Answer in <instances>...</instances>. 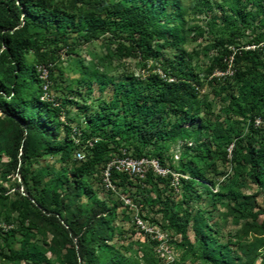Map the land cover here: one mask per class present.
Masks as SVG:
<instances>
[{
  "label": "trees",
  "instance_id": "1",
  "mask_svg": "<svg viewBox=\"0 0 264 264\" xmlns=\"http://www.w3.org/2000/svg\"><path fill=\"white\" fill-rule=\"evenodd\" d=\"M198 40L200 51L187 49ZM95 41L105 51L86 60L82 46ZM126 59L142 72L126 71ZM123 153L169 168L136 181L111 169L110 181L137 216L178 234L186 255L264 264V0H0V210L18 223L0 227V257L154 264L147 233L140 259L113 243L125 232L117 218L134 223V210L102 171ZM44 230L56 260L37 238Z\"/></svg>",
  "mask_w": 264,
  "mask_h": 264
},
{
  "label": "rangeland",
  "instance_id": "2",
  "mask_svg": "<svg viewBox=\"0 0 264 264\" xmlns=\"http://www.w3.org/2000/svg\"><path fill=\"white\" fill-rule=\"evenodd\" d=\"M214 1H218V0H214ZM203 18V17H202ZM199 18V19H202ZM200 21V20H199ZM245 38H243L242 40H244ZM101 42L100 41H95L93 43L90 44H85L82 46V55L86 58V60L89 59V56L87 55L86 51L87 50H92L98 53H103L105 50L103 49V47H101ZM206 43L202 40H198L197 42L193 43L192 45L187 46V49H191L192 47H196L200 49L205 45ZM253 47V46H251ZM65 58V56H63ZM198 61H200V63H204L207 62L206 58L203 56V54H200L198 56ZM66 60V58L64 59ZM196 60V59H195ZM197 61V60H196ZM65 66H68L69 64H67V62H64ZM124 68L126 69V71H131L134 72L135 74H140L142 72V69L140 68V63L137 60L134 59H126L124 62ZM216 74H219L218 72H216ZM209 86L207 84L204 85V89L208 90ZM57 95V93L53 92L51 93V97H55ZM93 97H97L99 95L98 91L95 89V91H93L92 93ZM71 113H74V109L71 110ZM181 143L180 141H177L176 143L173 144V146L170 149V154H172V158L173 164H176L177 162V158L179 156V152L181 150ZM49 164L51 167H57L59 168V163L55 162L54 158H50V157H46L40 160V164ZM40 164H38L39 166H41ZM38 166V167H39ZM228 169H229V165H227ZM14 177H12L11 181H13ZM174 183V184H173ZM6 186L10 185V182H6L4 183ZM171 184L172 186L175 188V190L177 191L176 193H178L179 190V184H178V174L174 173L173 179L171 180ZM118 194H116V196H121V195H126L125 193H122L121 190H117L115 189ZM115 196V195H114ZM128 197V196H127ZM7 203V202H5ZM129 203H131L129 205L130 209L134 210L135 209V205L131 202V199L129 198ZM0 208L1 205H0ZM3 211L2 209L0 210V212ZM3 212L0 213V227L4 230H8V229H12V228H17L18 227V223L17 222H12L9 221L7 222L5 220L4 214H2ZM136 215V211L134 210V213L131 214V218L134 219V223L125 217V215H119V217L116 220V225L117 226H121V228L123 229V231H125L122 235H117L116 238L113 240L114 244H121L123 243V245H125V247L131 245V248L126 250V248H119L122 252H125V255L129 256L130 258H133L135 256H137L139 259L141 258L142 254H143V249L141 247V245H139V242H145L146 241V236L143 237V234L141 231L140 227L136 226V219H135ZM139 217V216H137ZM140 218V217H139ZM143 222V225L145 228L147 229H153L155 231H158L159 235L163 238V245H164V250H161L160 252L157 251V246L156 244H151V251L150 254H152V259L153 262H155L154 264H165L168 263L169 261L173 260L172 264H203L202 262L195 260L194 258L186 255L184 253L183 248L179 247L177 245L178 242H180V236L178 234H173L171 231H165L162 230L158 225H156L155 223L152 224L151 221L149 220H143L142 218H140ZM233 226L231 223H229L228 228L231 229ZM137 230V231H136ZM45 231V230H44ZM132 231H136L135 233H132ZM150 237V240L153 241L155 239L152 238V236H148ZM37 238L40 239V242L42 243V247L45 249H48L47 251V255L48 257H50L51 259L56 260V258H53V254L52 251L50 250V245L49 243L51 242V238L52 236L50 235V233L47 231L44 232V234L38 233L37 234ZM189 238L191 240H193V235L192 232L189 231ZM223 240H225V238H222ZM250 239H252V236L250 237ZM21 246L20 242L16 243V248L18 249ZM235 248V247H234ZM65 253V250L62 249L61 251V255L62 253ZM161 252H163V255H161ZM58 261V260H57ZM243 261V260H242ZM260 259H256V261L253 264H259ZM0 264H8L3 258L0 257ZM240 264H245L244 262H241Z\"/></svg>",
  "mask_w": 264,
  "mask_h": 264
},
{
  "label": "built area",
  "instance_id": "3",
  "mask_svg": "<svg viewBox=\"0 0 264 264\" xmlns=\"http://www.w3.org/2000/svg\"><path fill=\"white\" fill-rule=\"evenodd\" d=\"M227 63H228V67L226 72L227 73H231V65H232V56H230L227 59ZM219 74H222L221 72H218ZM41 77L45 78L46 77V71L43 69L41 71ZM44 88V94L42 99L44 100H52L53 96L51 97V93L47 92V85L45 84L43 86ZM259 121L256 120V124H258ZM73 135H74V140L76 143L79 142V138L77 136H79L81 134L80 130L74 126L73 127ZM88 145H91L92 142L91 140H86ZM75 157L78 160H83L85 159V152L84 150H78L75 153ZM111 169H115L117 172H122V173H126L127 176L129 177V179L136 181L137 179H141L144 178V176L146 175V173L149 170H152L154 172V174L159 175V176H166L170 170L167 166L162 165L158 159L156 158H146V157H141V158H136V157H131L128 155H125L123 153L122 156H117L112 158L105 166V168L102 171V182L105 186L106 189H112L114 190L115 187L113 186V184L110 181V171ZM172 175L174 176V173L172 172ZM174 184V183H173ZM216 191V190H214ZM121 199L126 203V204H131L129 203V198L127 197V195H121ZM136 219V226L141 228L143 237L146 236V233L149 236H152L153 239H155L156 242V246H157V251L160 252L161 250H164V243H163V238L159 235L158 231H155L153 229H147L144 227L143 225V221L135 216ZM161 255H163V252H161ZM173 260L169 261L168 263L165 264H172Z\"/></svg>",
  "mask_w": 264,
  "mask_h": 264
}]
</instances>
